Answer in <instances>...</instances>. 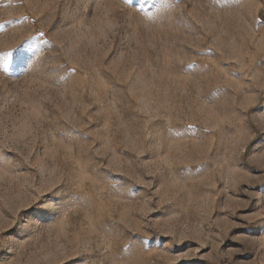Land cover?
<instances>
[{
  "label": "rangeland",
  "instance_id": "374dc122",
  "mask_svg": "<svg viewBox=\"0 0 264 264\" xmlns=\"http://www.w3.org/2000/svg\"><path fill=\"white\" fill-rule=\"evenodd\" d=\"M0 264H264V0H0Z\"/></svg>",
  "mask_w": 264,
  "mask_h": 264
},
{
  "label": "snow or ice",
  "instance_id": "6c2138e0",
  "mask_svg": "<svg viewBox=\"0 0 264 264\" xmlns=\"http://www.w3.org/2000/svg\"><path fill=\"white\" fill-rule=\"evenodd\" d=\"M129 2H131V0H129ZM40 35L43 36L44 34L41 32ZM31 39L35 40L36 37H32ZM17 53H18V59L21 62L27 63L28 60H30V58H31L28 49H26L24 47V45H21L20 48L17 49ZM11 63H12V53L11 52L3 53V68L5 71L9 70V65ZM70 71H75V69H71ZM33 211L34 212H41L43 210L40 209L39 207H37L36 209H33Z\"/></svg>",
  "mask_w": 264,
  "mask_h": 264
}]
</instances>
